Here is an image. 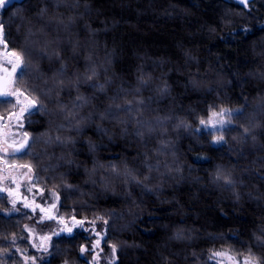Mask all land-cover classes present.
Masks as SVG:
<instances>
[{"label": "clouds", "instance_id": "1", "mask_svg": "<svg viewBox=\"0 0 264 264\" xmlns=\"http://www.w3.org/2000/svg\"><path fill=\"white\" fill-rule=\"evenodd\" d=\"M0 264H264V0H0Z\"/></svg>", "mask_w": 264, "mask_h": 264}]
</instances>
